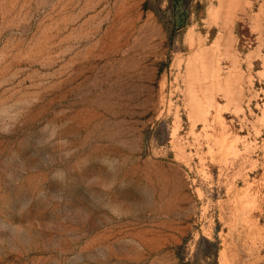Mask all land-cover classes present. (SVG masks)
<instances>
[{"label": "rangeland", "instance_id": "rangeland-1", "mask_svg": "<svg viewBox=\"0 0 264 264\" xmlns=\"http://www.w3.org/2000/svg\"><path fill=\"white\" fill-rule=\"evenodd\" d=\"M0 264H264V0H0Z\"/></svg>", "mask_w": 264, "mask_h": 264}]
</instances>
